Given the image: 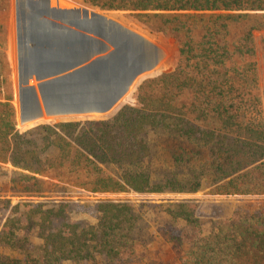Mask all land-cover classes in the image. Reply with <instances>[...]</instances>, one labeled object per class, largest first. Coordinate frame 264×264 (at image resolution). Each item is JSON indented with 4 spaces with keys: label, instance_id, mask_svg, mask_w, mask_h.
<instances>
[{
    "label": "trees",
    "instance_id": "16d2710c",
    "mask_svg": "<svg viewBox=\"0 0 264 264\" xmlns=\"http://www.w3.org/2000/svg\"><path fill=\"white\" fill-rule=\"evenodd\" d=\"M68 1L85 11L117 13L114 20L165 58L104 115L45 117L18 126L12 98L0 101V168H12L8 192H0V209L9 212L0 247L19 255L21 233L42 243L37 255L27 253L33 258L0 257V264L118 263L133 243L134 208L101 201L96 224L82 226L66 216L65 199L73 193L189 195L210 189L221 196H264V36L261 57L255 37L264 32V0ZM7 6L0 0V15ZM8 77L0 24V93ZM25 110L20 103V122L31 119ZM10 198L18 202L12 206ZM162 208L172 224L165 233L176 226V239L201 242L195 206ZM227 231L247 232L234 222ZM263 241L264 230L258 244ZM202 246L191 255L193 264L212 260Z\"/></svg>",
    "mask_w": 264,
    "mask_h": 264
},
{
    "label": "rangeland",
    "instance_id": "374dc122",
    "mask_svg": "<svg viewBox=\"0 0 264 264\" xmlns=\"http://www.w3.org/2000/svg\"><path fill=\"white\" fill-rule=\"evenodd\" d=\"M17 4L20 7L18 15L14 11ZM19 15L21 21L17 19ZM116 15L117 13L85 11L68 0H8L7 10L0 15V24L6 32L9 77L7 86L0 93V101L6 97L12 98L18 126H22L18 119L20 103L29 101L31 89L38 93V86L48 81L42 78L45 65L57 62L61 56L65 55L66 61L69 62L70 57H81V50L89 47L92 58L103 60L107 59L123 40H128L132 44L129 49L131 56L138 53L137 49H133V45L143 42L146 44V53L157 62L155 68L160 65L165 56L160 57L152 52V46L146 43V39L113 19ZM34 16L37 17L35 21ZM15 33L20 37L18 36V42L14 39L13 43ZM58 36H61L64 48H60L56 42L55 38ZM263 36L264 32L255 34L259 50ZM49 37L54 40L50 41ZM259 53L261 57V50ZM130 91L118 103L123 102ZM11 170L10 166L0 168L2 193L8 192ZM209 190L204 189L189 195L127 193L97 196L85 192L73 193L70 198L65 199L68 204L66 216L76 224L92 226L99 217V202L111 201L131 205L138 218L132 237L133 243L127 247L116 264H193L191 255L199 247L202 248V245L212 259L209 264H264V245L258 244L264 230V196H221L214 195ZM10 200L12 206L18 202L16 198ZM33 202L52 203V200L36 199ZM177 203L195 206V217L200 221L202 230L201 242H198L197 238L176 239L179 233L176 226L173 231L164 232L172 224L164 215L162 206ZM8 214L7 210L0 209V231ZM233 222L247 232L242 234L243 236L231 235L227 230L232 227ZM19 239L24 241L19 255L5 246L0 247V257L33 258V255L27 253H39L42 246L40 241L22 233Z\"/></svg>",
    "mask_w": 264,
    "mask_h": 264
},
{
    "label": "water",
    "instance_id": "95a60500",
    "mask_svg": "<svg viewBox=\"0 0 264 264\" xmlns=\"http://www.w3.org/2000/svg\"><path fill=\"white\" fill-rule=\"evenodd\" d=\"M146 43L152 46V52L161 57L156 46L153 47L148 41ZM138 45L140 50L129 66L120 59L98 60L96 64L88 66L86 71L77 70L58 78L59 74L73 69L74 62L45 63L42 78L48 81L38 86V93L31 89L29 101L22 102L24 110L27 106L25 111L31 115V119L21 121V125L45 117L104 115L110 112L135 80L154 70L157 65L146 53V44L142 42ZM117 77L120 78L114 82ZM89 79L97 81L87 82Z\"/></svg>",
    "mask_w": 264,
    "mask_h": 264
},
{
    "label": "crops",
    "instance_id": "0c3cea01",
    "mask_svg": "<svg viewBox=\"0 0 264 264\" xmlns=\"http://www.w3.org/2000/svg\"><path fill=\"white\" fill-rule=\"evenodd\" d=\"M49 40L53 41L54 38L49 37ZM55 40L58 43V45L61 46L60 48H64V44L62 42L61 36L56 37ZM131 45L132 44H130L128 40L127 41L123 40L118 45V47L112 51V53L109 55V57L107 59L103 58L102 61H106L110 58L114 59V61H117L118 59H120L121 62H124V63L126 62L128 66L131 65L133 60L135 59L134 56H131L129 54V49L131 48ZM138 47H140L138 44L136 46L133 45V49L140 50V48H138ZM153 47H155V46H153ZM83 49L81 50L82 51L81 57L72 58L73 57L72 56V57H70V60H68L69 62H74L75 67L73 69H69L67 72L64 71L62 74H59L58 78L63 77V75L66 76L67 74H71L72 72H76L77 70L86 71L88 66L96 64L98 59L92 58L93 56H92L91 49L89 47L85 48L84 50ZM157 51H158L159 55H161V56L164 55V53L162 51H160L159 49ZM140 52H142V51H140ZM59 58H61L58 60L59 62H63V63L67 62L65 59V55H64V57L61 56ZM119 78L120 77H117L114 80V82ZM91 81H97V79H95V80L89 79L87 82H91ZM130 88H131V86L128 88L127 92L118 100V102L121 101L122 99H124L128 95Z\"/></svg>",
    "mask_w": 264,
    "mask_h": 264
}]
</instances>
